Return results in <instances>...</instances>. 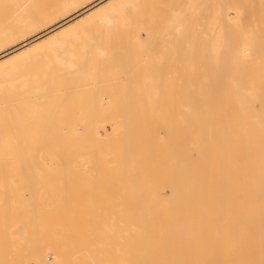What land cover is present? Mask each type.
<instances>
[{
	"label": "rangeland",
	"instance_id": "obj_1",
	"mask_svg": "<svg viewBox=\"0 0 264 264\" xmlns=\"http://www.w3.org/2000/svg\"><path fill=\"white\" fill-rule=\"evenodd\" d=\"M85 1L90 0H79V2ZM160 1L163 0H155L152 4L140 2L138 8L142 10L134 9L129 13V19H133L123 20L121 22L125 21L123 25L121 23L111 25L114 33L112 30L109 31L110 28L104 30L97 24L93 33H91L93 30L86 32H78V30L62 37L66 43L62 50L52 47L50 42L13 63L14 91L10 96L5 94L0 96V149L2 150L0 157H3L2 160L0 158V264H172L174 249L170 248L169 241L165 237L167 230L162 212L171 208L166 203L169 202L171 195L175 196L177 192L173 193V188H179L184 184V179L180 176V180L179 173L176 172L179 170L177 165L181 162L176 164L177 161L173 160L177 159V154H180L175 150L180 147V133L182 132L183 136H181L183 149L187 126L192 119L189 116L188 119L185 118L184 109L181 107L187 98L175 96L173 99L166 94L168 89L176 88L177 82L181 83L180 80L173 79L171 70L183 65L171 60L168 50H165L166 42L172 44L173 41L174 49L177 52L180 49L178 54L183 50L190 51L192 44L190 35L195 33L200 35L203 27L209 26L215 20L216 14L212 9L218 3H225L224 8L228 12H236L238 18L246 16L247 25L244 27L246 31L254 32L253 34L260 33L259 35L262 36L264 35V0H254L257 11L253 10L255 9L252 5L253 0H241L242 3L240 0L224 2L196 0L195 4L188 5V16L182 19L185 35L180 40V47L175 46L176 39L171 35L173 33L170 34L166 30L168 15L166 8L165 11L162 8L171 2L174 5L172 3L169 4L170 6L179 8L175 6L179 0H175L176 2L164 0V3ZM4 2L7 3L9 0H0V6ZM157 5L160 16L158 14L155 20V29L152 27L155 22L151 21L152 33H146V36L145 32L139 30L140 26L139 29L136 27L143 21L142 11L146 7L149 8L146 11H150L152 6L157 8ZM159 5L162 6L161 10ZM243 5L249 16L244 15ZM163 13H166L164 17H162ZM59 19H54V22ZM133 28L135 29L132 30ZM136 29L139 33L135 32ZM131 31H134L132 33L135 36L129 35ZM32 34H25L18 42L31 37ZM197 42L193 48L198 50L200 42ZM5 49L6 46L0 47V51ZM258 71L255 69L249 76H242V79L245 81L247 79L252 86L254 85V97H259L264 91V81H262L264 77L257 76ZM148 82H152L149 83L152 91L154 85V92L160 89V93L155 92L157 96L153 92L150 96L149 93L146 94ZM150 86L148 92L151 90ZM155 96L158 98L156 99ZM158 99L166 101L162 104L163 102L160 103ZM180 99L184 100L183 104ZM153 106L158 108L154 111L155 115L152 112ZM138 109H141V112H138ZM123 112L124 114L130 112L128 113L130 116L125 114V118ZM259 113L264 112L259 111ZM214 114L210 117L213 119L208 118V120L219 122ZM134 115L139 116L140 119L146 118L147 122L152 121V127L149 129L150 122H144L145 119L140 121ZM112 119L113 121L119 119L116 121L119 123L111 124ZM185 119L189 124L184 122ZM238 121H243V124L240 125L242 122L239 124ZM238 121L237 125L242 126L241 128L249 124L247 116H242ZM120 122L126 123L125 126ZM181 123H183L182 128ZM117 128L122 129L125 134L121 131L118 133ZM163 128L164 132H162ZM126 131L131 136H127ZM12 132L17 133L12 136ZM148 132L151 134L149 135ZM166 132L169 138L171 135L172 142ZM151 135L160 137L158 138L160 142ZM145 138L151 143L149 141L147 143ZM129 139L130 142L133 141L132 146L128 142ZM121 141V144H117ZM168 141L171 142L172 148L170 144L168 145ZM145 143L150 145L149 149L144 145ZM154 144H159L158 148ZM119 145H123L121 149L117 148ZM57 146L63 154L60 155L63 158L61 162H54V156L48 150ZM31 147L34 149L32 150ZM76 148L79 151L77 153L74 152ZM22 149L24 153H20L19 156L17 153ZM156 150L161 154L156 153L158 152ZM168 150L172 153H167ZM42 153L44 155H41ZM65 153L73 154L71 162L65 161L67 158ZM167 154L170 158L174 155L176 158L168 162ZM38 155L40 159L45 160L38 162ZM159 156L166 162V167L162 168L165 162L163 163ZM132 169L136 171L135 175L133 173L134 177L132 171L130 172ZM151 176L153 181L150 179ZM143 185H146V189ZM119 210L122 213H118ZM137 212L143 214L140 216ZM137 219L144 220L141 223ZM137 221L143 224L142 228L145 226L144 229L140 227L139 230L137 225L140 224L136 223ZM160 240L161 243L158 242Z\"/></svg>",
	"mask_w": 264,
	"mask_h": 264
},
{
	"label": "bare ground",
	"instance_id": "obj_2",
	"mask_svg": "<svg viewBox=\"0 0 264 264\" xmlns=\"http://www.w3.org/2000/svg\"><path fill=\"white\" fill-rule=\"evenodd\" d=\"M143 1L152 4L155 0H90L85 2H79V0H9L7 3L4 2L0 6V47L6 46V49L0 51V96H3V94L10 96L14 91L13 82L15 78V68L13 63L17 59L28 56L34 50L50 42H52V47L62 50L66 46L62 37L71 32H77L78 30V32L91 31L97 24L104 30H109L110 28L109 31L111 32L112 30V33H114L112 24L121 23L125 19H133H129V13L133 12L134 9H139L138 4ZM195 1L196 0H179L175 4V6L179 8L170 6L173 2H171V4L169 3L170 5L167 4L166 7L159 5V10H161V7L163 9L166 8V13L168 15L166 30L169 31L170 34L173 33L171 35L175 37V46L177 47L180 45V40L183 39L185 35L183 34L185 30L183 29L184 26H182L184 24V20L182 19L187 18L188 5L192 3L195 4ZM224 1L225 0H223V2ZM160 2L164 3L165 1L163 0ZM240 2L242 3L241 0ZM196 3L199 4V2ZM224 4L225 3H218L215 8L212 9L216 14L215 20L211 22L209 26L203 27L200 35L196 33L195 35H190V40L192 42L190 51L186 52L182 49L183 51L180 55L178 54L180 49L178 52L174 49L173 41L172 44L166 42L165 45V50H168V55L171 60L175 63L179 62V64H183H181L182 68H178L181 70H178L177 67L171 70L173 79L177 81L180 80L181 83L177 82L176 88L168 89L166 94L172 96L173 99L175 96L187 98L184 104V100L180 99L182 100L180 102L183 104L181 107L184 109L185 118L188 119L189 116V118L192 119V121H190L191 126L186 119L184 121L186 124H189L186 130L187 136L184 139V151L181 148L183 143L181 132L180 147L179 149H175L176 152L178 150L180 154L176 153L178 155L177 159L173 160L177 161L176 164L181 162L180 164L178 163L177 169L179 170H176V172L179 173V177L181 176L184 179V184L179 188H173V193H175V191L177 192L175 196L171 195L168 202L169 204L166 203L171 208L162 212L166 226L165 230H167L165 233L168 234L164 233L166 236L164 234L162 235L169 241L167 242L170 248L172 247V249H174V260L172 259V264H264V115H262L264 113H259V111L264 112V91H262V95L259 97H254V85L252 86L247 79L246 81L242 79V76H249L255 69L259 70L257 76L264 77V35L261 36L259 35L260 33L253 34L254 30L252 31L253 33H248L244 28L247 25L246 16L238 18L236 12H228L224 8ZM252 5L253 7L256 6L254 0ZM242 7L244 9V5ZM146 9L149 8L146 7L141 13L143 21H141L140 24L138 23L139 25L136 27L139 29L138 26H140L139 30L145 32V35L149 32L152 33V27H156L155 20H157L159 14L158 5L157 8L152 6L150 11H146ZM139 10H142V8ZM253 10H256V7L255 9L253 8ZM246 12L247 11L243 14L247 15ZM166 13H163L162 17H164ZM55 16L56 18H60L57 22H54V19H56ZM166 18L167 16L164 18V21ZM128 20H126L127 23H129ZM151 21H153V23L155 22V25L152 24V27L150 26ZM124 23L121 24L123 25ZM125 27L124 29H126ZM134 29L135 28L132 30ZM138 29H136L135 32H137ZM251 29H253V27H251ZM93 32L94 30L91 33ZM132 32L134 33V31H131V34L127 33L132 35ZM27 33L33 34L31 37L18 42V40L23 38ZM137 33H139V31ZM133 36L135 35L133 34ZM196 41H198L197 43L200 42L198 50L193 48L194 44L196 45ZM162 47L164 46L162 45ZM98 50L100 51L99 48ZM146 52L148 51L146 50ZM180 60L182 61L180 62ZM26 70L28 71V69ZM161 75H163L162 71ZM161 75L160 78L162 77ZM262 81H264V78H262ZM149 83L152 82H148V84ZM148 84L146 85V94L149 93L150 96L153 92L157 96L158 94L155 92L160 93V86L158 87L159 90L156 89L154 92L155 85L152 91L151 84ZM148 86H150L151 89L149 92ZM156 96L155 98L157 99L158 97ZM155 98L153 99L155 100ZM159 99L157 101H159ZM164 101L166 100H161L159 102H163L162 104H164ZM153 102L154 101H152V103ZM155 103H153V105ZM171 103L173 104L172 101ZM142 104V108L144 109V102ZM153 107L155 108H153L152 111L154 114V111L158 108L155 106ZM138 112H141V109ZM149 112L148 114H150ZM128 113L130 112L125 114L130 116ZM122 114H124V112ZM122 114L121 116H123ZM213 114L216 115L215 117H218L216 119H218L219 122H210L208 120V118L213 117ZM131 116L133 115L131 114ZM144 116L146 117V115ZM242 116H247L249 118L247 127H240L243 121H240L242 122L240 124L238 120L242 119ZM115 117H118V115ZM137 117L139 118V116ZM113 119L111 124L119 123L116 122L119 121V119H116V121H113ZM122 119L124 120V116ZM210 119L212 120L213 118ZM139 120L147 122L146 118H139ZM237 121L240 124L239 126L237 125ZM151 122L148 127L149 129L152 127L151 124L153 125ZM120 124L125 126L126 123L120 122ZM186 124L184 125L185 127ZM144 125L146 126V123H144ZM182 127L183 123H181V128ZM117 130L119 129L117 128ZM120 131L122 132V129L119 130L118 133H120ZM127 131L126 135L128 133ZM164 131L165 129L162 132ZM182 131H184V129ZM14 133L12 132L11 135H14ZM122 133L125 134V132ZM136 134L138 133L136 132ZM150 134L151 133H149V135ZM170 134L172 135V130ZM121 135L123 134H120V136ZM146 135L143 136L145 137ZM149 135L147 136L148 138L150 137ZM15 136H17V134ZM127 136L131 135L128 133ZM167 136L169 138L168 133ZM17 138L19 139V137ZM148 138L144 140H146L147 143L148 141L151 143ZM158 138L160 137L157 136L156 138L157 141L160 142ZM9 139L13 140L10 137ZM151 140L153 141V139ZM170 141L172 142L173 139L171 138ZM128 142H130V139ZM132 142H130V146H132ZM171 142H169L168 145ZM121 143L122 141L120 143L117 142V144ZM147 143L144 145H147ZM158 145L159 144H154L156 148H158ZM171 145L172 144H170V146ZM114 146H116V143ZM121 146L119 145L117 148L121 149ZM149 146L148 144L147 148ZM151 147H153V145H151ZM163 147L165 148L166 146L164 145ZM163 147L161 146V148ZM33 149L34 148H32V150ZM180 149L181 151H179ZM48 150L53 154L55 159L54 162H61V159L63 160L60 156L63 155L62 152H60V147H50ZM156 151H158L156 153H159V150ZM171 151L173 150L171 149ZM74 152L77 153L79 151L76 148ZM166 152L170 153L169 150ZM166 152L164 154H166ZM16 153L17 152H15V154ZM20 153H24L23 149L21 152L18 151L17 154L19 155ZM35 153H37V151ZM41 155L44 154L42 153ZM67 155H65L67 157L65 161L71 162L73 154ZM166 156L169 158V160L165 158L168 162L176 158L175 155L173 158H170L169 154ZM38 157L39 159L41 158L40 155H38ZM160 157L161 156H159V158ZM2 159L3 157L1 160ZM39 159L38 162H41L44 158ZM161 159L162 158H160V160ZM163 161L162 159V162ZM167 165L169 164L167 163ZM159 166L161 167V164ZM163 167H166V162L162 168ZM79 168L81 169V166ZM131 171V174L133 175L134 173L135 175L136 171L133 169L130 170V172ZM134 175L132 177H134ZM152 177L153 176L150 178L151 180L153 179ZM100 186L101 185H99V187ZM144 186L146 189V185H143V187ZM140 205L142 204H139V206ZM147 210H149V208ZM120 212L121 210H119L118 213ZM149 212L150 211H148V213ZM139 214L141 216L143 213ZM142 220L138 221L142 223ZM138 221L136 223H138ZM140 222L138 223L140 226L137 225L139 230L143 225ZM149 225H151V222ZM144 227L145 226H143L142 229H144ZM163 240H165L164 237ZM158 242L161 243V240ZM163 247L165 248L166 246L164 245ZM171 251L172 250H170V253Z\"/></svg>",
	"mask_w": 264,
	"mask_h": 264
}]
</instances>
